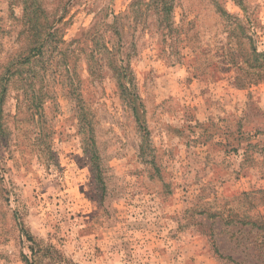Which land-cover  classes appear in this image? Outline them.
I'll return each mask as SVG.
<instances>
[{"label":"rangeland","instance_id":"rangeland-1","mask_svg":"<svg viewBox=\"0 0 264 264\" xmlns=\"http://www.w3.org/2000/svg\"><path fill=\"white\" fill-rule=\"evenodd\" d=\"M173 2L0 0V264H264V0Z\"/></svg>","mask_w":264,"mask_h":264},{"label":"trees","instance_id":"trees-1","mask_svg":"<svg viewBox=\"0 0 264 264\" xmlns=\"http://www.w3.org/2000/svg\"><path fill=\"white\" fill-rule=\"evenodd\" d=\"M152 6L155 5L156 8V14L158 16V20L159 24L157 26V29L160 31L159 33L164 37L163 40L165 41L166 39H168L167 41L170 40L169 45H172L175 40H176V35L175 32L178 30L179 27H177V25H175L176 23L174 21L171 20V14L174 10V2L173 0H152ZM137 4V2L135 1L130 9V13L133 14H137V13H141L143 11L139 10L137 12H134V6ZM147 6H149V4L147 3ZM219 7V6H218ZM219 9V8H218ZM147 10V9H146ZM220 17L222 18H228L229 20H231L232 24L235 25V29H238L240 31L244 30L243 25L240 22V19L237 17H234L232 14L228 13L226 10H224L223 8L220 9V13H219ZM137 17H139L137 15ZM120 19L118 17H116V20L113 24H109L110 27H112L113 30H115L117 32L118 30V26ZM240 37L243 38L245 37L243 32L240 34ZM191 37L189 36V39ZM189 45L190 49L192 50L193 53L196 54L195 50L197 46L196 43L192 42L187 44V46ZM201 47V46H198ZM240 47V48H239ZM242 47L244 48V53L241 52ZM232 56H230L229 59H225L222 60V62L226 61V63L228 64H232L234 65V67H236L237 70L245 72V74L249 77L254 78V75H257V78L261 75L259 73V69L260 68H264V53H260L258 52L257 48L255 46L252 45H248L245 46L243 45V42L240 43L237 47L236 46H232ZM235 48H239V52L241 53V55H237V52L235 50ZM201 52H203L204 50H200ZM216 55H211L209 57L208 60V65H211L210 67L212 68H216L218 65L217 61L214 60ZM222 56V55H221ZM262 56V57H261ZM199 58L195 56V60L197 61ZM254 71V72H252ZM259 73V74H258ZM261 220H247L244 222V224L248 225L251 224V226L253 227H258L262 230H264V218H260Z\"/></svg>","mask_w":264,"mask_h":264}]
</instances>
